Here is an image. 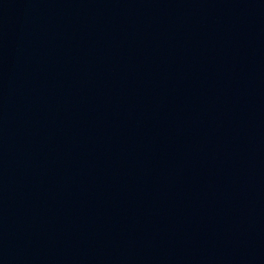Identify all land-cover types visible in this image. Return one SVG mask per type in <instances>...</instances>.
Wrapping results in <instances>:
<instances>
[{
    "label": "water",
    "instance_id": "95a60500",
    "mask_svg": "<svg viewBox=\"0 0 264 264\" xmlns=\"http://www.w3.org/2000/svg\"><path fill=\"white\" fill-rule=\"evenodd\" d=\"M0 264H264V0H0Z\"/></svg>",
    "mask_w": 264,
    "mask_h": 264
}]
</instances>
